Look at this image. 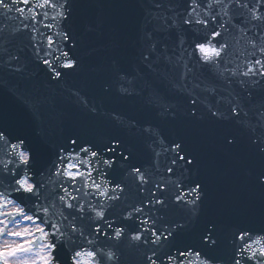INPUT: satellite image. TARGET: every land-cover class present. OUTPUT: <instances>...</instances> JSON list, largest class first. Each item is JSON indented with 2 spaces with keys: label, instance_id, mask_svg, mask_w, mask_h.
<instances>
[{
  "label": "snow or ice",
  "instance_id": "snow-or-ice-1",
  "mask_svg": "<svg viewBox=\"0 0 264 264\" xmlns=\"http://www.w3.org/2000/svg\"><path fill=\"white\" fill-rule=\"evenodd\" d=\"M181 6L183 12H177L175 8ZM77 7L76 0H0L3 14L15 13L19 22L11 29L0 24V64L22 72L24 48L13 53L8 45L26 40L24 47L48 70L50 79L59 81L65 72L85 70V60L77 50L86 48L91 56L95 49L88 48L71 27ZM154 7L163 5L156 2ZM231 8L243 11L230 14ZM169 11L174 16L153 17L163 22L158 30L182 28L177 47L185 53V44L192 48L201 75L176 54L175 47L170 49L146 31V46L139 54L142 68L130 75L112 66L119 92L139 95L141 73L148 70L188 97L189 118L212 124L229 121L247 129V155L257 170L247 172L248 199L240 215L258 221L259 227L227 224L221 229L209 222L200 234L202 247H173L163 255L158 251L176 238L178 229L187 227L166 220L172 206L198 217L210 200L211 183L191 179L190 174L203 170L212 176L218 171L216 162L206 159L204 149L211 145L230 155L241 143L231 130H178L169 141L152 126L145 128L151 138L154 172L138 165L128 170L138 199L125 204V194L132 188L115 177L117 161L108 155L120 147L119 140H109L100 148L72 138L73 147L61 148L45 169L37 167L33 151L22 138L0 127V264H124L126 248L144 249L142 264H264V0H184L183 5H170ZM87 30L95 31L91 26ZM229 34L250 45L251 51L241 53L244 59L239 63L229 59L232 46L225 38ZM162 62L183 68L178 79H169L167 70L160 68ZM205 71L209 76H203ZM100 88L108 93L111 84L105 80ZM73 95L80 99L79 91ZM155 96L158 102L150 99L149 103L160 116L175 121V105L159 91ZM80 102L89 113L98 114L95 105L85 99ZM110 115L121 120L118 113ZM129 126L135 124L130 121ZM157 146L161 151H156ZM119 155L128 161L131 153L120 151ZM161 155L163 178L157 180L154 174L160 172Z\"/></svg>",
  "mask_w": 264,
  "mask_h": 264
},
{
  "label": "water",
  "instance_id": "water-1",
  "mask_svg": "<svg viewBox=\"0 0 264 264\" xmlns=\"http://www.w3.org/2000/svg\"><path fill=\"white\" fill-rule=\"evenodd\" d=\"M75 20L77 18V15H74ZM30 60V58H29ZM32 60V61H31ZM30 62L32 64H34V68L32 69L33 71L36 69V67L39 68V70H43V68L36 63L35 58L31 57ZM34 75H35V71H34ZM91 77V76H90ZM35 80H33L34 85H32L33 87H36L38 85H41L50 79V75L48 70L46 69V74H41V75H35L34 76ZM64 78H66V76H64ZM53 83V82H51ZM35 100H39L37 97H34V101ZM12 103H6L5 101H0V107H3L2 112L0 113V127L2 128H6L9 132L10 135L15 136V137H20L24 140H28L29 143H31L33 145V137L31 136L33 133H35L37 131V126L42 125L43 121L46 120L47 115L49 113V109H45L44 111L41 109L40 111H35L34 113H32V115H35L34 117H30L28 116L27 118H24L26 115H19L17 114L18 109L14 108V110L16 111L15 113L12 111H5L4 109H8L11 106ZM34 104V103H31ZM17 114V115H15ZM53 114V112L51 113ZM74 114H76V112H74ZM87 121L88 124L93 123L95 125H102L105 123V121L103 119H99L98 121H96V118L94 115L90 114L88 111H85L84 113V121ZM79 122L76 124L78 125ZM75 132H77V130H74ZM100 129L94 127L93 132H97L96 134L93 135L94 139H97V135L100 134L102 136H105L108 138V140L105 141V143L107 144L109 142V140H113L110 137L111 133H107V132H100ZM86 142V141H85ZM84 142V143H85ZM87 142H90L89 140ZM99 147L101 145H98ZM35 149L39 150V152L44 153L45 149H47L49 147V144H47L46 142H42L37 140L36 144H35ZM65 150H69L70 146H67L64 148ZM118 149L122 150L125 154H128L129 152L124 151L123 148L120 146ZM57 153H55V157L57 156ZM116 153H118V151L116 150ZM37 154V153H36ZM42 155V154H41ZM118 155V154H117ZM213 157L215 158L214 154ZM56 160V158H55ZM213 160V159H212ZM221 163V162H216V164ZM244 187H246V184H244ZM194 244H192V246H194Z\"/></svg>",
  "mask_w": 264,
  "mask_h": 264
}]
</instances>
